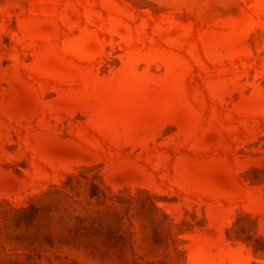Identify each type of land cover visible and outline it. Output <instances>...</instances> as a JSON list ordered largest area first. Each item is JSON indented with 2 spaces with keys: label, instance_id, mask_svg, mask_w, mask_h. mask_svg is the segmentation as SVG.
Listing matches in <instances>:
<instances>
[{
  "label": "rangeland",
  "instance_id": "rangeland-1",
  "mask_svg": "<svg viewBox=\"0 0 264 264\" xmlns=\"http://www.w3.org/2000/svg\"><path fill=\"white\" fill-rule=\"evenodd\" d=\"M0 264H264V0H0Z\"/></svg>",
  "mask_w": 264,
  "mask_h": 264
}]
</instances>
